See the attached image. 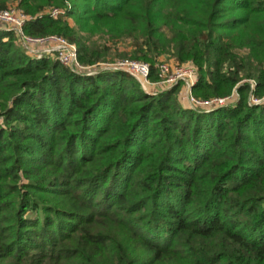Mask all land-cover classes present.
Masks as SVG:
<instances>
[{"label":"trees","instance_id":"trees-1","mask_svg":"<svg viewBox=\"0 0 264 264\" xmlns=\"http://www.w3.org/2000/svg\"><path fill=\"white\" fill-rule=\"evenodd\" d=\"M13 4L66 8L23 32L65 38L85 67L113 49L156 82L168 54L197 67L195 100L235 96L191 108L182 83L76 74L0 28V264H264V0Z\"/></svg>","mask_w":264,"mask_h":264},{"label":"built area","instance_id":"built-area-1","mask_svg":"<svg viewBox=\"0 0 264 264\" xmlns=\"http://www.w3.org/2000/svg\"><path fill=\"white\" fill-rule=\"evenodd\" d=\"M67 8L70 4L67 3ZM66 8H47L35 16L26 15L17 6L0 9V25L4 30L14 32L17 43L25 51V54L33 60L50 58L57 61L60 65L68 68L76 74L83 73L90 67H85L78 60L77 47L69 43L62 37L55 35L47 37H31L23 32L26 23L48 16L53 19L61 18L65 15ZM98 66V65H97ZM100 71L123 72L134 78L141 88L158 86V91L168 90L178 83H182L181 92L186 96V103L191 108H204L208 106H222L232 100V96L224 99H213L210 101H198L192 96V88L197 82V69L191 63L175 64L173 67L166 64L157 65L158 81L151 82L150 65L134 61H117L104 65ZM94 73H84L93 75ZM257 104L261 101L252 100Z\"/></svg>","mask_w":264,"mask_h":264},{"label":"rangeland","instance_id":"rangeland-1","mask_svg":"<svg viewBox=\"0 0 264 264\" xmlns=\"http://www.w3.org/2000/svg\"><path fill=\"white\" fill-rule=\"evenodd\" d=\"M12 6H16V4H13V5H9L8 7H12ZM7 7V8H8ZM71 24H72V21H69ZM0 28H3L0 26ZM65 39V38H64ZM66 40V39H65ZM18 44V43H17ZM73 44V43H72ZM75 45V44H74ZM76 46V45H75ZM20 47V46H19ZM21 50L23 51V53H25V51L22 49V47H20ZM130 48L129 47H126L125 45H119L118 46V53L122 52V51H126V52H129ZM114 53L115 51H111V56H109L106 60L104 61H101L100 63H97L96 65L94 66H90V68H88L87 70H83V73L81 74H84V73H94V72H100L101 68L106 65V64H111V63H114V62H117V61H125V60H131V59H118V58H114ZM114 58V59H113ZM136 61V60H134ZM139 62H143V61H139ZM143 63H146V62H143ZM185 63H191L195 68H197L191 61H187ZM148 65H150L149 63H146ZM160 64H166L168 66H171L173 67L175 64H178L176 61H174L173 58H171L168 54H163V55H160L158 58H157V62H156V65H160ZM98 65V66H97ZM152 82V81H151ZM157 82V81H156ZM152 83H155V82H152ZM146 90L149 92V94L151 95H154L156 93H158L159 91V87L158 86H151L149 88H146ZM233 96L235 95H232V98ZM179 99L181 101V103L183 105H186V96L185 94H183L181 91H180V94H179ZM262 101H264V99H262ZM261 101V102H262ZM0 124H2V118L0 117Z\"/></svg>","mask_w":264,"mask_h":264},{"label":"water","instance_id":"water-1","mask_svg":"<svg viewBox=\"0 0 264 264\" xmlns=\"http://www.w3.org/2000/svg\"><path fill=\"white\" fill-rule=\"evenodd\" d=\"M142 90H143L146 94H149V92H148L146 89L142 88Z\"/></svg>","mask_w":264,"mask_h":264},{"label":"crops","instance_id":"crops-1","mask_svg":"<svg viewBox=\"0 0 264 264\" xmlns=\"http://www.w3.org/2000/svg\"><path fill=\"white\" fill-rule=\"evenodd\" d=\"M1 26V25H0ZM2 27V26H1Z\"/></svg>","mask_w":264,"mask_h":264}]
</instances>
